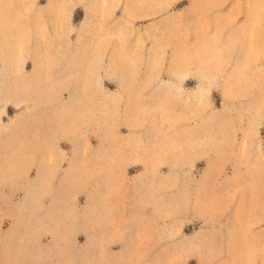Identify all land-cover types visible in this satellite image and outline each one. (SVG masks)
<instances>
[{
    "label": "rangeland",
    "instance_id": "rangeland-1",
    "mask_svg": "<svg viewBox=\"0 0 264 264\" xmlns=\"http://www.w3.org/2000/svg\"><path fill=\"white\" fill-rule=\"evenodd\" d=\"M0 264H264V0H0Z\"/></svg>",
    "mask_w": 264,
    "mask_h": 264
}]
</instances>
